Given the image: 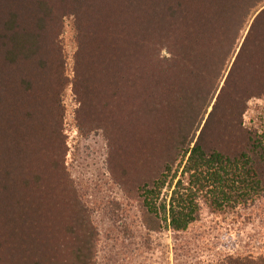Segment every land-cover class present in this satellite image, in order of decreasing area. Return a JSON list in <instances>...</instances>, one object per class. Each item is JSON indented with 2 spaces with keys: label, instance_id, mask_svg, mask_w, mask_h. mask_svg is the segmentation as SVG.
<instances>
[{
  "label": "trees",
  "instance_id": "1",
  "mask_svg": "<svg viewBox=\"0 0 264 264\" xmlns=\"http://www.w3.org/2000/svg\"><path fill=\"white\" fill-rule=\"evenodd\" d=\"M263 6L0 0V264H99L94 209L67 166L70 88L80 133H105L113 180L150 229L263 200L264 133L245 124L264 98Z\"/></svg>",
  "mask_w": 264,
  "mask_h": 264
},
{
  "label": "rangeland",
  "instance_id": "2",
  "mask_svg": "<svg viewBox=\"0 0 264 264\" xmlns=\"http://www.w3.org/2000/svg\"><path fill=\"white\" fill-rule=\"evenodd\" d=\"M66 41L71 73L75 48L69 22ZM65 103L67 166L85 201L94 209L100 231L99 264H217L228 256L264 257V199L224 211L202 203L199 220L188 230L150 229L142 208L113 180L105 133H80L75 122L78 104L71 88ZM245 124L264 133V98L249 102Z\"/></svg>",
  "mask_w": 264,
  "mask_h": 264
}]
</instances>
